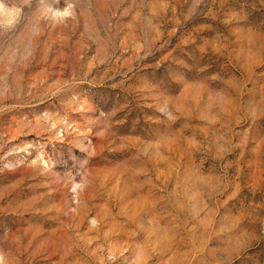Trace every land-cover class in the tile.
<instances>
[{"label":"rangeland","instance_id":"rangeland-1","mask_svg":"<svg viewBox=\"0 0 264 264\" xmlns=\"http://www.w3.org/2000/svg\"><path fill=\"white\" fill-rule=\"evenodd\" d=\"M0 264H264V0H0Z\"/></svg>","mask_w":264,"mask_h":264}]
</instances>
